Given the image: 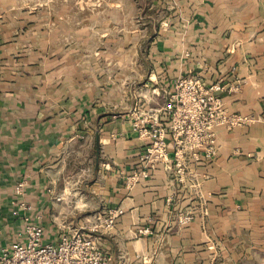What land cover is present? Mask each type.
<instances>
[{"label":"crops","instance_id":"0c3cea01","mask_svg":"<svg viewBox=\"0 0 264 264\" xmlns=\"http://www.w3.org/2000/svg\"><path fill=\"white\" fill-rule=\"evenodd\" d=\"M149 2L135 15L157 47L136 56L153 69L134 104L95 110L83 100L48 119L30 93L0 88V248L24 239V216L49 243L63 222L83 228L82 216L93 224L111 210L116 226L102 235L111 264H264V0H183L180 11ZM191 74L221 87L226 114L245 120L215 127L210 157L205 147L176 155L170 133L165 107ZM146 116L168 147L152 170ZM20 182L29 212L13 204Z\"/></svg>","mask_w":264,"mask_h":264},{"label":"rangeland","instance_id":"374dc122","mask_svg":"<svg viewBox=\"0 0 264 264\" xmlns=\"http://www.w3.org/2000/svg\"><path fill=\"white\" fill-rule=\"evenodd\" d=\"M149 1L0 0V88L30 93L48 119L65 116L83 100L95 110L134 104L144 97L145 74L153 69L136 56L146 59L157 47L153 29L144 31L147 20L135 15ZM182 1L167 0L179 11ZM155 19L152 28L159 31ZM175 19L182 22L181 14ZM85 217L83 228L97 224Z\"/></svg>","mask_w":264,"mask_h":264},{"label":"built area","instance_id":"2783aa9c","mask_svg":"<svg viewBox=\"0 0 264 264\" xmlns=\"http://www.w3.org/2000/svg\"><path fill=\"white\" fill-rule=\"evenodd\" d=\"M219 86H207L196 75L179 78L175 92L165 107L171 116L169 126L178 147L176 155L205 147L208 157L216 153L214 129L220 125L235 126L244 124L239 116L226 114L217 92ZM149 118L143 119V133L150 140L143 161L149 170L154 163L161 162L167 156V143L164 130L148 126ZM136 176H134L135 178ZM25 182L16 189L17 199L13 202L21 210L29 212L31 206L20 197L23 196ZM192 215L180 218V223L188 224ZM24 239L17 240L6 248H0V264H111L112 257L102 245V235L111 232L117 223L113 211L98 214L97 224L90 228L62 227L56 242H45L46 230L41 224H35L29 216H24ZM82 229H86L83 231ZM145 233L148 230L144 231Z\"/></svg>","mask_w":264,"mask_h":264}]
</instances>
